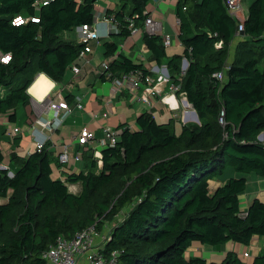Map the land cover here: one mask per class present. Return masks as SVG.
I'll return each instance as SVG.
<instances>
[{
    "label": "trees",
    "instance_id": "trees-1",
    "mask_svg": "<svg viewBox=\"0 0 264 264\" xmlns=\"http://www.w3.org/2000/svg\"><path fill=\"white\" fill-rule=\"evenodd\" d=\"M117 1L120 8H108L107 16L117 25L114 34L129 36L131 22L139 27L149 17L151 0ZM97 2L49 0L37 9L36 0H0V54L11 55L0 62V133L3 116L15 121L18 109L29 105L28 88L38 73L61 81L77 64L86 44L65 33L92 22ZM17 15H38L39 21L15 25ZM177 15L182 54L168 57L160 33L145 31L144 41L157 59H168L172 83L199 122L177 127L143 112L138 129L122 126L118 143L102 149L99 173L91 159L86 172L54 177L47 147L13 155V176L0 168V264H48L45 254L60 236L73 237L95 223L112 226L103 253L115 251V264H264V252L252 263L232 251L219 262L186 255L194 242L248 246L264 236V201L255 198L244 208L241 199L248 174L264 177V0L251 1L242 32L225 0H179ZM103 46L111 57L103 79L151 73L118 51L117 42ZM183 58L188 66L182 73ZM223 70L221 81L216 73ZM5 158L0 147V165ZM227 167L236 175L214 187ZM79 181L81 192H70L67 182Z\"/></svg>",
    "mask_w": 264,
    "mask_h": 264
},
{
    "label": "crops",
    "instance_id": "crops-1",
    "mask_svg": "<svg viewBox=\"0 0 264 264\" xmlns=\"http://www.w3.org/2000/svg\"><path fill=\"white\" fill-rule=\"evenodd\" d=\"M251 1L248 3L247 11L244 10L245 18L247 17ZM118 3L117 0H98L97 10L107 11L108 8L119 9ZM178 4L179 0H151L149 4V10L151 11L149 16L154 17L162 23L160 34L163 36L168 57L184 52V47L179 38L180 21L177 15ZM99 28L101 38L99 42L93 41L94 44L91 42V46L94 48L93 52L86 53L84 57L77 60V64L80 66V73H76L73 67H71L61 81L52 79L44 72L38 73L28 88V93L31 95L29 105L18 109V117L15 121H9L7 116L1 118L2 133H0V147L7 152V154L5 153L4 164L9 167L12 174H14V169L16 168L14 166H17L14 165L13 155L27 157L31 152L37 150L31 126L39 117V102L47 95H51L56 101L65 102L71 107V111L67 113L66 111L62 112V115H64L62 125L54 131L48 132L50 138L45 144L52 158L53 176L62 179H65L67 171H88L92 167L91 159H95L97 162V166L93 167V171L99 173L102 169L103 165L94 157V152L96 149L102 150L103 148L93 143L88 145V147H83L74 138V134L84 128L94 132L98 138L102 137L105 126L112 128L126 126L135 130L138 129V117L145 111L151 112L159 122L168 123V121L172 120L177 127L184 123L197 121L196 110L189 102H186L185 93L174 92L171 89L173 83L171 80L172 73L168 67V59H157L146 45L144 33L148 31L144 25L139 26V30L136 33H131L125 37L114 34L116 32L106 34L108 28L106 21H101ZM72 31H74V35L68 34L70 31L66 32L67 34L65 35H69L70 38L75 37V30ZM241 36L242 34L238 35L232 44L230 62L234 58L237 42L241 39ZM106 40L117 42L118 51L136 62L143 63L150 70L152 76L157 77V75L163 73L168 74L169 79L162 83L145 84L136 92L127 90L120 92L113 98L115 102L113 112L109 116L104 117L102 115L96 116V114H101L104 111L106 100L110 97L111 81L109 78L103 79L99 71L101 63L107 58H111H106L104 54L103 43ZM184 60L185 58L182 60V73L186 70L184 69ZM154 88H157L155 89L156 92L148 94ZM147 94V99L142 97ZM78 95L83 96L84 107L82 109L75 105L76 96ZM164 96L170 98L171 101L173 100L175 105L177 104V112L173 111L176 109H171L162 100ZM52 116V111L43 113V117L52 118ZM14 127L20 128L17 134L10 131V128ZM67 144H71L73 149L70 153L69 164L62 165L58 156ZM78 152L83 153V158L80 161H76L75 159V155ZM92 154L93 157L89 158V155L91 156ZM99 166H101V169L97 170ZM235 175L234 168L227 167L224 173L213 181L214 187L225 183ZM247 179V190L241 195L242 206L244 208L255 198H260L264 201V177L252 173L247 175ZM67 185L72 193L78 194L82 190V183L80 181L67 182ZM229 251L238 253L239 255L241 252L248 251L249 256L255 253V255L263 253L264 236H255L248 246L230 241L224 247L213 248L205 246L200 242H194L187 250L186 255H199L208 261L219 262L225 258Z\"/></svg>",
    "mask_w": 264,
    "mask_h": 264
},
{
    "label": "built area",
    "instance_id": "built-area-1",
    "mask_svg": "<svg viewBox=\"0 0 264 264\" xmlns=\"http://www.w3.org/2000/svg\"><path fill=\"white\" fill-rule=\"evenodd\" d=\"M244 1L245 0H225L226 6L229 13L238 22V30L242 32L244 30ZM49 0H36V7L39 9L41 5H47ZM39 21L38 15H32L30 17H25L23 15H17L13 19V24L21 25L26 23L28 20ZM101 21H106L108 23V28L106 34H112L117 30V25L114 23L113 18L107 16V11L95 12L94 20L90 23H83L76 26L75 39L78 42L85 43V47L80 51L79 58L84 57L86 53L93 52L94 48L91 46V42L100 41L101 33L99 24ZM144 27L149 33H160L162 31V23L157 21L154 17L149 16ZM131 33L134 34L139 30L138 26L134 25V22L130 24ZM66 34V33H65ZM70 38L69 35H65ZM169 37V36H168ZM72 39V38H71ZM11 59L10 54H0V62H8ZM109 68V60H104L99 68L101 74L110 73L107 71ZM73 69L76 73H80V66L78 64L73 65ZM185 71V70H184ZM183 71V72H184ZM216 76L222 81L224 80V70L216 73ZM111 81L110 97L106 100L104 111L96 116L102 115L104 117L109 116L114 108L115 102L113 98L120 92L127 90L131 92H136L143 85H151L155 82L162 83L169 79L168 74H159L157 77L152 76V74H144L141 71H130L125 72L121 75H115L109 78ZM157 88H154L148 92V94H153L156 92ZM171 89L175 92L178 87L175 85L171 86ZM147 95H143L147 99ZM162 100L168 104L171 109H176V105L173 104L170 98L164 96ZM75 105L82 109L83 96H76ZM39 117L32 124V133L34 135V140L36 141L37 150H42L45 147L47 140L50 138L48 132H52L62 125L64 115L63 111H71L70 105L65 102L56 101L51 95H47L43 100L39 102L38 105ZM53 112L52 118L43 117L44 112ZM225 111H221L220 123L225 124L224 120ZM123 127L112 128L105 126L103 128L102 137L98 138L94 132L88 130L87 128L82 129L80 132L74 134V138L83 147H88L91 143L98 144L100 147L105 148L107 146H115L123 133ZM10 131L17 134L20 128L14 127L10 128ZM72 145L67 144L64 149L60 152L58 159L62 165L69 164L70 153L72 151ZM82 152H78L75 155L76 161L82 160ZM94 157L103 165V153L102 150L96 149L94 152ZM0 168L8 169L9 167L5 164L0 165ZM10 172V171H9ZM112 226L109 223L103 225L99 228L98 224L95 223L90 225L79 232H77L73 237L60 236L56 243L50 247L46 252L45 257L48 260V264H115L116 263V252H112L110 257L103 253V249L108 241L111 234ZM245 256H249V252H244Z\"/></svg>",
    "mask_w": 264,
    "mask_h": 264
},
{
    "label": "rangeland",
    "instance_id": "rangeland-1",
    "mask_svg": "<svg viewBox=\"0 0 264 264\" xmlns=\"http://www.w3.org/2000/svg\"><path fill=\"white\" fill-rule=\"evenodd\" d=\"M249 1L250 0H245L244 1V4H243V6H244V8H245V11H247V6H248V3H249ZM74 31H70V32H68V34L70 33V34H72V35H74V33H73ZM67 34V33H66ZM93 44H94V42H92ZM173 111H175V112H177L178 110L176 109V110H173ZM197 122V121H196ZM261 136L259 137V139L260 140H262V141H264V131L260 134ZM6 154H7V152H5ZM15 165V164H14ZM7 166V165H6ZM101 169V166H99V167H97V170H100ZM12 171H13V169H11ZM256 254V253H255ZM255 254H252L251 256H245L244 255V253L243 252H241L240 253V256L242 257V260L244 261V262H248V263H252L253 262V260H254V258H255Z\"/></svg>",
    "mask_w": 264,
    "mask_h": 264
},
{
    "label": "water",
    "instance_id": "water-1",
    "mask_svg": "<svg viewBox=\"0 0 264 264\" xmlns=\"http://www.w3.org/2000/svg\"><path fill=\"white\" fill-rule=\"evenodd\" d=\"M187 66H188V61H187V59H185V60H184V69H186ZM186 102L188 103V100H186ZM195 115H196L197 121H199V116L197 115L196 112H195ZM260 136H261V135H259V137H260ZM9 175H10V176H13V174H12L11 172H9Z\"/></svg>",
    "mask_w": 264,
    "mask_h": 264
},
{
    "label": "bare ground",
    "instance_id": "bare-ground-1",
    "mask_svg": "<svg viewBox=\"0 0 264 264\" xmlns=\"http://www.w3.org/2000/svg\"><path fill=\"white\" fill-rule=\"evenodd\" d=\"M171 102H172L173 104H175L173 100H172ZM176 105H177V104H176Z\"/></svg>",
    "mask_w": 264,
    "mask_h": 264
}]
</instances>
